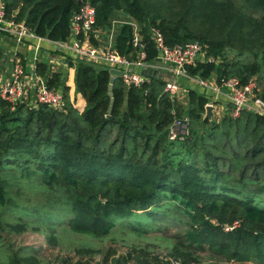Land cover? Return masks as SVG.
I'll return each instance as SVG.
<instances>
[{
	"label": "trees",
	"instance_id": "obj_1",
	"mask_svg": "<svg viewBox=\"0 0 264 264\" xmlns=\"http://www.w3.org/2000/svg\"><path fill=\"white\" fill-rule=\"evenodd\" d=\"M78 1L95 8L94 29L110 33L117 13L132 19L146 64L157 59L155 28L166 45L199 42L217 60L188 67L190 76L214 74L217 84L236 77L246 84L260 73L258 61L229 62L226 51L264 61V0H5L6 14L61 43L69 38ZM134 24L124 22L113 36L117 53L129 62L138 59ZM68 67L75 69L82 110L70 99L64 71L40 62L35 73L62 94L61 111L27 104L12 109L0 98V237L32 231L51 240L64 229L104 238L116 227L146 233L174 214L186 224L181 247L235 264H264V117L242 111L231 118L228 111L204 119L207 98L190 90L180 109L157 75L142 89L116 78L109 113L108 67L72 58ZM259 96L264 101V86ZM182 115L188 135L170 141L168 130ZM28 250L0 245V264H39ZM130 263L169 264L142 254Z\"/></svg>",
	"mask_w": 264,
	"mask_h": 264
},
{
	"label": "built area",
	"instance_id": "obj_2",
	"mask_svg": "<svg viewBox=\"0 0 264 264\" xmlns=\"http://www.w3.org/2000/svg\"><path fill=\"white\" fill-rule=\"evenodd\" d=\"M95 20V8L89 2L81 3L70 19V32L67 41L53 44L59 46L72 59L122 71V75L117 78L126 88L142 89L150 83L151 76L159 75L165 82L163 91L175 99L181 93L184 94L175 79L180 76L189 77L188 67L195 66L199 59L202 63H216L217 61L206 56V48L199 42L173 47L166 45L161 32L152 28L151 39L158 52L156 61L150 64L144 63L145 54L142 51L140 36L134 31L132 43L133 47L138 49V59L129 62L117 53L113 46L112 36L109 35L107 39L103 40L99 38L100 31H96L99 29H94ZM0 35L11 38L17 43L34 40L37 42L34 46L35 51L39 50L41 42L48 41L36 36L22 22H15L12 18H8L5 0H0ZM91 37H93L95 44L92 43ZM134 68L146 71V73L135 72ZM34 69H36L35 66L32 68L33 76H29L22 60L16 58L8 78L3 81L0 80V98L10 104L12 109L19 104H27L29 107L45 105L61 111L63 109L62 94L59 91L49 89L46 79L38 76ZM162 73L174 78V80H167ZM191 77L193 76H190V79L194 80L200 87L208 88L215 98L223 96L228 100L232 107L231 118H237L242 111L264 117V101L259 96L260 88L254 79L242 84L238 78L230 77L217 84L216 81L210 82L208 79ZM29 93L32 98L29 97ZM188 125L189 120L186 115L175 118L168 130L169 140L176 141L185 138L189 131ZM237 225L238 222H235L232 226H226L224 230L231 231Z\"/></svg>",
	"mask_w": 264,
	"mask_h": 264
},
{
	"label": "rangeland",
	"instance_id": "obj_3",
	"mask_svg": "<svg viewBox=\"0 0 264 264\" xmlns=\"http://www.w3.org/2000/svg\"><path fill=\"white\" fill-rule=\"evenodd\" d=\"M124 22L134 24V21L127 16L121 13L115 14L112 21L113 32L115 33ZM134 28L139 36L136 24ZM226 54L229 62L254 63L258 61L262 65L261 70L259 75L252 79L257 82L258 86H264V61L255 57L254 54L241 55L231 50H227ZM5 65L0 62L1 71ZM29 97L32 98V95L30 94ZM31 199L35 201L36 198ZM185 225L183 220L171 214L167 221L147 226L150 230L146 233H138L131 228L116 227L107 237L92 238L59 229L53 239L47 240L44 233L28 231L20 235L2 234L0 245L4 248L7 245L13 248H28V253L36 257L39 264H77V262L115 264L116 261H120V264H131V259L137 254L156 258L169 264H181L183 261L189 264H235L207 252L197 253L181 247V236L185 233ZM80 250H89L90 254L82 257Z\"/></svg>",
	"mask_w": 264,
	"mask_h": 264
},
{
	"label": "crops",
	"instance_id": "obj_4",
	"mask_svg": "<svg viewBox=\"0 0 264 264\" xmlns=\"http://www.w3.org/2000/svg\"><path fill=\"white\" fill-rule=\"evenodd\" d=\"M99 32L100 39H107L108 36H114L113 30L110 33H107L103 30H96ZM50 42V41H49ZM41 42L39 44V50L35 51L34 46L37 44L34 40H27L23 43H17L11 38L0 35V62L6 64L3 67L2 71L0 70V80L3 81L8 78L12 64L16 58L22 60L25 70L29 76H33V66L36 67L37 63H44L47 67L55 72L57 70H63L65 73L64 85L69 88V96L75 106L82 110L85 106V101L81 98L80 95L75 94V85H74V74L75 69L68 67V61L70 57L57 45L53 42L49 43ZM69 57V58H66ZM198 62H202L201 59ZM32 67V68H31ZM35 70V69H34ZM135 72L143 73L144 71L138 68H134ZM146 73V71L144 72ZM165 76V73H162ZM159 76V75H157ZM161 78V76H159ZM167 80L173 81L174 78L165 76ZM198 78L197 76H193ZM191 77V78H193ZM163 80V78H161ZM210 82L216 81V76L214 74L210 75L207 78ZM71 82V84H70ZM164 82V81H163ZM175 82L179 84L184 92V94L178 95L175 100L176 104L180 106V109L187 107V94L188 91L193 90L200 96H203L208 99L209 104L215 107L214 117H221L224 114L229 113L228 111L232 110L231 105L225 97H217L210 92L208 88L200 87L194 80L189 77L180 76L175 79ZM213 117V118H214Z\"/></svg>",
	"mask_w": 264,
	"mask_h": 264
},
{
	"label": "water",
	"instance_id": "obj_5",
	"mask_svg": "<svg viewBox=\"0 0 264 264\" xmlns=\"http://www.w3.org/2000/svg\"><path fill=\"white\" fill-rule=\"evenodd\" d=\"M80 4L81 2L78 1V6H80ZM108 72L110 76L109 86H108V96L110 97V107L108 109V112L110 113L112 110V106L114 104L113 93H112L113 85H114L115 79L119 77L120 75H122L123 72L119 70H115V69H109ZM214 111H215V107L213 105H209V104L206 105L204 119L211 120L214 117Z\"/></svg>",
	"mask_w": 264,
	"mask_h": 264
}]
</instances>
